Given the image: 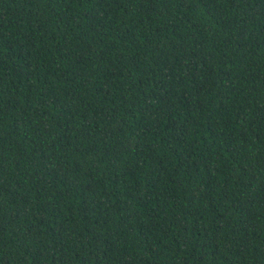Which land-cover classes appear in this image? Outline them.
<instances>
[{"label":"trees","instance_id":"1","mask_svg":"<svg viewBox=\"0 0 264 264\" xmlns=\"http://www.w3.org/2000/svg\"><path fill=\"white\" fill-rule=\"evenodd\" d=\"M0 264H264V0H0Z\"/></svg>","mask_w":264,"mask_h":264}]
</instances>
